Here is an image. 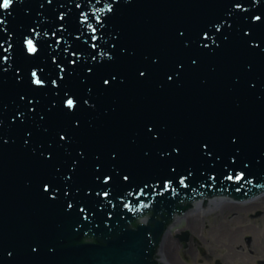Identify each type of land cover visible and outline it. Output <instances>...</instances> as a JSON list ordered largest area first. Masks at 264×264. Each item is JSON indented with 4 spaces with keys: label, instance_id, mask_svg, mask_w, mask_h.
<instances>
[{
    "label": "water",
    "instance_id": "95a60500",
    "mask_svg": "<svg viewBox=\"0 0 264 264\" xmlns=\"http://www.w3.org/2000/svg\"><path fill=\"white\" fill-rule=\"evenodd\" d=\"M262 189L264 0L0 5V264H158L193 202Z\"/></svg>",
    "mask_w": 264,
    "mask_h": 264
},
{
    "label": "flooded vegetation",
    "instance_id": "af4514ba",
    "mask_svg": "<svg viewBox=\"0 0 264 264\" xmlns=\"http://www.w3.org/2000/svg\"><path fill=\"white\" fill-rule=\"evenodd\" d=\"M194 212L215 214L208 237L189 233L166 239L162 246L166 264H264V195L239 205L215 201ZM219 228L239 236L236 240L220 237Z\"/></svg>",
    "mask_w": 264,
    "mask_h": 264
},
{
    "label": "snow or ice",
    "instance_id": "6c2138e0",
    "mask_svg": "<svg viewBox=\"0 0 264 264\" xmlns=\"http://www.w3.org/2000/svg\"><path fill=\"white\" fill-rule=\"evenodd\" d=\"M12 3H13V0H0V5H2V7H3L4 9H8ZM27 47H28V51H29L30 53H35V52L37 51V48H36L35 45L33 44V41H32V40H28V41H27ZM35 75H36V74L33 73V76H35ZM35 83L39 85V84L42 83V81H41L40 79H36V80H35ZM107 83H108V81H105V84H107ZM67 105H68L69 107H72V106L74 105L73 100H72V99H68V100H67ZM61 139H64V137L61 136ZM45 190H47V186H45ZM69 207H71V205H69Z\"/></svg>",
    "mask_w": 264,
    "mask_h": 264
},
{
    "label": "rangeland",
    "instance_id": "374dc122",
    "mask_svg": "<svg viewBox=\"0 0 264 264\" xmlns=\"http://www.w3.org/2000/svg\"><path fill=\"white\" fill-rule=\"evenodd\" d=\"M203 224L205 225V224H207V222L205 221V220H203ZM240 225H241V222H240ZM193 226H195V228H193ZM188 228H193L194 230H195V233L197 234H199V236L200 235H202V236H204V237H208L207 236V234H208V232H207V228H204L203 227V229H202V227H199L198 225H197V223H196V221H193L192 223H191V225H188ZM201 236V237H202ZM222 242H224L223 244H225V240H221ZM222 242H219V243H222ZM220 245H222V244H220Z\"/></svg>",
    "mask_w": 264,
    "mask_h": 264
},
{
    "label": "bare ground",
    "instance_id": "6f19581e",
    "mask_svg": "<svg viewBox=\"0 0 264 264\" xmlns=\"http://www.w3.org/2000/svg\"><path fill=\"white\" fill-rule=\"evenodd\" d=\"M216 233H219L220 234V237L221 235L223 234L225 236L226 239H230V240H236L239 236V233L237 234H226L225 232H223L222 228H219L216 230ZM185 258H187V256H185Z\"/></svg>",
    "mask_w": 264,
    "mask_h": 264
}]
</instances>
